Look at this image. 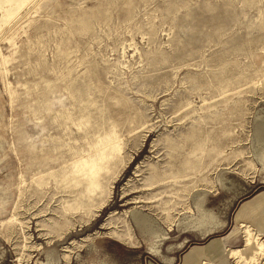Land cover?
Listing matches in <instances>:
<instances>
[{
  "label": "rangeland",
  "instance_id": "374dc122",
  "mask_svg": "<svg viewBox=\"0 0 264 264\" xmlns=\"http://www.w3.org/2000/svg\"><path fill=\"white\" fill-rule=\"evenodd\" d=\"M0 264H264V0H0Z\"/></svg>",
  "mask_w": 264,
  "mask_h": 264
},
{
  "label": "crops",
  "instance_id": "0c3cea01",
  "mask_svg": "<svg viewBox=\"0 0 264 264\" xmlns=\"http://www.w3.org/2000/svg\"><path fill=\"white\" fill-rule=\"evenodd\" d=\"M233 252H236V251H233Z\"/></svg>",
  "mask_w": 264,
  "mask_h": 264
}]
</instances>
